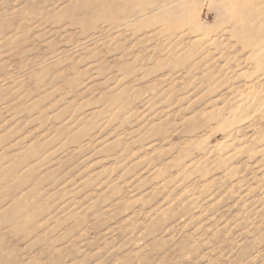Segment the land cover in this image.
Listing matches in <instances>:
<instances>
[{"label": "rangeland", "instance_id": "rangeland-1", "mask_svg": "<svg viewBox=\"0 0 264 264\" xmlns=\"http://www.w3.org/2000/svg\"><path fill=\"white\" fill-rule=\"evenodd\" d=\"M0 264H264V0H0Z\"/></svg>", "mask_w": 264, "mask_h": 264}]
</instances>
